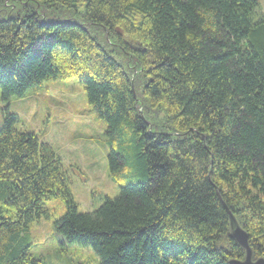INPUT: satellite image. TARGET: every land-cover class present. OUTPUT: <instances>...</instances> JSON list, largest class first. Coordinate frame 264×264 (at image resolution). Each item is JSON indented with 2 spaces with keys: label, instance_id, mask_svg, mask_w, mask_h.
<instances>
[{
  "label": "trees",
  "instance_id": "trees-1",
  "mask_svg": "<svg viewBox=\"0 0 264 264\" xmlns=\"http://www.w3.org/2000/svg\"><path fill=\"white\" fill-rule=\"evenodd\" d=\"M75 78L107 127L116 198L78 213L52 148L0 128V264H43L26 244L49 218L99 264L264 259V14L260 0H0V99Z\"/></svg>",
  "mask_w": 264,
  "mask_h": 264
},
{
  "label": "rangeland",
  "instance_id": "rangeland-1",
  "mask_svg": "<svg viewBox=\"0 0 264 264\" xmlns=\"http://www.w3.org/2000/svg\"><path fill=\"white\" fill-rule=\"evenodd\" d=\"M264 14V0H260ZM16 116L15 130L35 134L49 145L69 180L78 213H93L105 198H116L131 182L112 178L107 154L106 125L88 105L83 86L75 78L43 82L21 98L0 99V128L6 114ZM49 218L34 221L26 233L29 254L43 264H99L91 248L67 245L53 228L65 214L58 199L44 201Z\"/></svg>",
  "mask_w": 264,
  "mask_h": 264
},
{
  "label": "water",
  "instance_id": "water-1",
  "mask_svg": "<svg viewBox=\"0 0 264 264\" xmlns=\"http://www.w3.org/2000/svg\"><path fill=\"white\" fill-rule=\"evenodd\" d=\"M229 234L236 245L244 251V258L242 260H230L228 264H264L263 258L253 259L252 252L248 246V239L246 233L240 227L235 217L228 212Z\"/></svg>",
  "mask_w": 264,
  "mask_h": 264
}]
</instances>
